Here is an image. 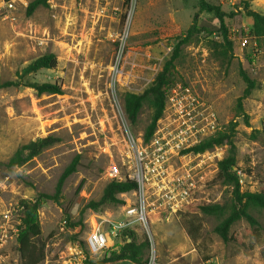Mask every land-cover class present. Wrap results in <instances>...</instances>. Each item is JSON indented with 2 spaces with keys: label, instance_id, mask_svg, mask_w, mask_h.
Masks as SVG:
<instances>
[{
  "label": "rangeland",
  "instance_id": "1",
  "mask_svg": "<svg viewBox=\"0 0 264 264\" xmlns=\"http://www.w3.org/2000/svg\"><path fill=\"white\" fill-rule=\"evenodd\" d=\"M32 1L0 0V83L18 82L29 64L54 54L56 69L27 74L22 80L56 84L63 94L38 95L22 85L0 89V264H20L14 232L19 224V202L53 195L61 175L77 156V172L66 180L60 201H47L39 210L42 235L38 242L45 244L48 264L62 263L60 257L67 254L75 234L85 240L93 212L108 215L112 206L99 211L86 207L101 199L108 184L103 173L110 157L104 149L117 139L119 123L137 135L144 133L151 116L144 106L138 123L131 125L123 97L142 94L154 83L172 56L176 37L192 25L204 31L182 47L171 71L172 86L189 88L212 109L219 126L214 136L232 134L242 190H264V38L253 36L251 18L238 8L242 1H249L252 10L264 15V0H207L232 16L226 23L234 51L225 61L218 58L224 48L211 49L209 43L226 45L219 24L214 14L199 11L198 0H48L47 6L28 15ZM244 39L246 46H242ZM241 70L256 82L242 102L247 121L238 107L247 87ZM232 123L236 124L233 132ZM42 139L51 145L22 167L7 166L19 148ZM228 150L227 145L215 147L213 161L204 160L205 172L214 178L199 196L211 203L231 199L230 189L216 178L218 163ZM83 180V189L77 193ZM8 211L9 220L4 217ZM257 218L260 227L256 230L246 221L236 223L228 243L215 233L218 221L212 216L197 215L201 224L197 240L188 236L180 222L158 226L146 256L148 264H264V212ZM67 219L81 220L82 225L63 227ZM115 242L113 238L111 244ZM108 254L107 250L99 253L92 261Z\"/></svg>",
  "mask_w": 264,
  "mask_h": 264
},
{
  "label": "trees",
  "instance_id": "2",
  "mask_svg": "<svg viewBox=\"0 0 264 264\" xmlns=\"http://www.w3.org/2000/svg\"><path fill=\"white\" fill-rule=\"evenodd\" d=\"M48 0H34L27 7V14L32 15L38 8L47 6ZM199 11L212 13L219 24L220 33L223 41L226 43L224 46H218L217 42L209 41L211 49L223 47L224 51L220 52L219 59L224 60L232 56L234 51V44L229 38L228 26L226 23L227 18H231V14L224 12L221 7L210 4L207 0H198ZM238 8H242L249 18L252 20V34L257 39L264 38V15L251 9L249 1H242ZM198 15L196 14L195 17ZM202 28L192 25L185 34L176 37L177 43L174 46L171 58L165 63L162 71H160L154 83L146 89L142 94L126 93L123 97V107L127 121L131 125H136L139 121L141 111L144 106L151 110L150 122L144 129V137L149 141L153 136L158 121L163 117L166 107V91L172 86L171 71L174 67L175 61L180 57L182 47L191 44L195 35L202 33ZM208 34H210L208 32ZM58 65L57 57L54 54H47L34 62L29 64L21 75L20 80L6 81L0 83V89H6L17 86H27L34 89L38 95H62L63 90L56 84H38L34 82H23V78L27 74L36 73L40 70H54ZM240 75L244 82L247 84L242 97L238 100V107L245 120L248 116L243 112V100L248 98L256 88V82L252 80L244 70L240 71ZM230 130L233 132L236 124L232 123ZM51 145L47 139L39 140L37 143H30L19 148L14 155L10 158L7 166L9 168H19L31 161L36 157L44 148ZM229 146L227 156L218 163L217 180L223 186L230 189L231 199L224 204L218 203H204L198 202L184 213L180 220V225L184 227L188 236L197 240L201 232V224L197 220V215L215 217L218 224L214 228L225 243L230 242V231L232 227L240 222L246 221L251 225L254 230L260 227L257 218L264 212V190L260 192L243 191L240 176L238 174V160L237 148L232 140V134L219 132L197 146L191 148L189 151L195 153H203L207 150H213L218 146ZM80 156H77L71 164L65 169L61 175L55 193L53 195L40 194L35 200H21L19 202V224L17 226V240L19 243L20 264H41L45 259V244L38 242L42 235V229L39 219V210L47 201L59 202L62 196L63 188L66 180L75 172L79 166ZM244 173V172H243ZM84 180L79 184L77 193L83 189ZM134 182H117L109 181L103 190L102 197L99 201H91L87 204V208L93 211H99L106 206H115L122 201L120 195L136 189ZM79 222H71L67 219V227L76 229L80 227ZM131 238V242H126V236ZM79 234L71 237L73 241L79 242L82 247H85L89 253L85 240L79 239ZM123 239L125 243L108 250L109 254L105 255L101 260L94 262L88 259L87 264H115L118 262L129 261L134 264H148L146 258L150 249V243L145 234H138L133 231L124 233ZM90 254V253H89ZM88 254V256H89Z\"/></svg>",
  "mask_w": 264,
  "mask_h": 264
},
{
  "label": "built area",
  "instance_id": "3",
  "mask_svg": "<svg viewBox=\"0 0 264 264\" xmlns=\"http://www.w3.org/2000/svg\"><path fill=\"white\" fill-rule=\"evenodd\" d=\"M247 42L244 39L242 46ZM166 96L164 115L149 141L143 132L134 135L128 126L119 123L117 139L104 149L110 160L103 175L108 182H134L137 187L121 194L122 202L112 206L108 215L92 213L85 238L89 256L79 242L71 241L67 254L60 257L61 264H86L89 258L124 244L123 236L128 231L145 234L152 246L155 228L180 222L198 202L211 203L199 193L214 178L204 169L205 159L213 161V151L189 150L219 131L216 115L189 88L171 86ZM4 217L9 220L10 212ZM14 232L17 236V227ZM113 238L115 244H111ZM125 239L131 242L128 234ZM48 262L44 259L41 264Z\"/></svg>",
  "mask_w": 264,
  "mask_h": 264
}]
</instances>
